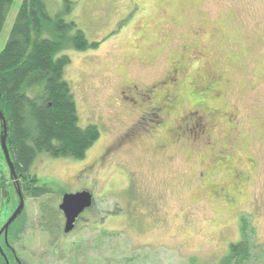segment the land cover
<instances>
[{"label": "rangeland", "instance_id": "obj_1", "mask_svg": "<svg viewBox=\"0 0 264 264\" xmlns=\"http://www.w3.org/2000/svg\"><path fill=\"white\" fill-rule=\"evenodd\" d=\"M22 1L11 5L0 51ZM161 1L45 0L51 15L74 22L89 43H98L97 49L83 52L66 46L58 56L70 59L64 76L79 125H96L100 137L82 160L40 154L33 162L32 172L51 193L25 200L21 227L11 239L18 242L23 262L222 264L243 233L264 251V0ZM192 45L201 47L197 53L203 50L193 56L192 70L205 64L207 70L226 72L220 114L235 112L236 125L229 130L219 116L216 135L235 138L233 162L248 175L243 183L233 185L225 173L211 170L209 150L197 144L191 151L171 147L164 159L147 140L122 146L115 142L130 127L150 131L157 119L140 118L154 100L136 98L135 104L123 99L120 88L126 84L141 90L164 81L155 93L165 95L170 82L163 77L170 62ZM157 113L169 123L177 117L162 109ZM114 146L119 149L101 160ZM6 169L0 161V172ZM213 183L225 184L227 191L236 187L241 192L236 203L212 197L207 185ZM79 190L93 195L94 206L70 235H63L56 207L62 195ZM6 218L1 209L0 225ZM251 255L261 264L259 250Z\"/></svg>", "mask_w": 264, "mask_h": 264}, {"label": "trees", "instance_id": "obj_2", "mask_svg": "<svg viewBox=\"0 0 264 264\" xmlns=\"http://www.w3.org/2000/svg\"><path fill=\"white\" fill-rule=\"evenodd\" d=\"M167 1L173 3L174 0ZM167 1L163 0L161 3H168ZM13 2L14 0H0V34ZM174 21H178L177 15H174ZM68 32H72V35L67 36ZM66 46L72 47L76 52H83L97 49L98 43H89L74 22L66 21L60 15H51L45 0H23L15 15L8 39L0 51V112L6 127V147L14 166L19 189L25 200L40 198L51 193L47 184H41L37 175L31 170L38 155L82 160L100 137L96 125L84 127L79 125L75 97L64 76L65 69L70 65V59L66 55L58 56ZM186 49L194 53L193 45ZM204 67L199 65L198 71L194 70L192 74L183 76L185 67L179 63L174 64V75L169 81L170 85L173 84L174 90L163 96L169 104L175 105L173 114H177L178 111L181 112L180 114H187L191 111V107L196 108V112L204 114L214 105L213 98L218 94L215 90L217 79L213 78V75L210 77V73L204 71ZM222 73L226 90L227 76L226 72ZM162 115L159 114L152 125L155 134L158 133V138L168 137L166 128L172 136L180 135L179 118L182 117L185 121L186 117L177 114L176 122L174 120V123H169L171 126L174 124L172 132L167 124L170 120H164ZM189 119H186L187 123H191ZM216 124L217 119L215 124H212L214 126L209 127L211 137L215 145L222 146V140L225 138L221 139L216 135ZM182 126L184 127L181 123ZM189 127L194 129L193 126ZM1 131L0 123V135ZM186 145L180 142L174 145V148L191 151L193 146ZM208 154L212 163L221 156L217 153L212 155L209 151ZM108 156H112V153L107 149L102 154L101 160ZM0 161L6 169L1 141ZM2 173L6 175L2 177ZM2 173L0 172V210L8 213L7 222L16 209L18 199L13 197L14 190L8 170ZM225 174L228 177V174ZM236 179L238 178L235 177L234 180ZM214 185L215 191H218V186H222L220 183ZM223 194L228 198L226 204L233 205L241 192L232 188L231 191H223ZM11 197H13V207L9 204ZM2 201L6 203L1 205ZM22 217L23 215L20 214L10 226L14 232L21 227ZM242 230L244 231V227ZM250 232L254 233V229ZM245 234L243 233L237 243L229 246L228 254L222 264H258L259 258L251 255L252 251L258 250L262 257L260 263L264 264L261 244L249 241Z\"/></svg>", "mask_w": 264, "mask_h": 264}, {"label": "flooded vegetation", "instance_id": "obj_3", "mask_svg": "<svg viewBox=\"0 0 264 264\" xmlns=\"http://www.w3.org/2000/svg\"><path fill=\"white\" fill-rule=\"evenodd\" d=\"M194 53H190L189 49L186 50H182L185 54H182L180 56H178L176 59H174L173 61L170 62V71L167 72L164 77L163 80L165 81H170L171 78H173V66L175 63H179L182 64L183 67H185V71L183 73V76L185 74H192L194 72V70H192L191 68V62L194 55H201V53H203V50H201L200 53H197L200 49L197 47H194L193 49ZM205 66V64H202V67ZM205 68V67H204ZM206 69V68H205ZM207 73H210L209 76L211 77L213 75V78H216L217 81L215 82L216 86H215V90L218 91V94L213 98V102L214 105L209 107V109L204 113H198L196 112V108H190L191 111L187 112V114H181L180 116L190 118L189 120L191 121V123H187L186 119L185 121L182 120L183 118L181 117V119L179 118L180 121V125H179V132L180 135L178 136H172V134L168 131L169 129L166 128L167 132H168V136L167 138H158L156 131L154 128H151L150 131L148 130H134L130 127V129L127 131V135H119L116 138L117 142V146H122V145H131L133 143H142L144 140H147V142H149V144L152 147V152L156 154V156H160L163 157L164 159L168 158V151L171 147H174V145H176L177 143L179 144L184 143L187 144L186 146H195V144H197L198 147H203V149L207 148V150H209V152L213 155L215 153L220 154V158H216V161H214V163L211 162L210 165V169L213 171H217L220 173H227L230 182H233L232 184L235 185L238 182H244L248 179V175L245 174L244 172H240V170L237 168V166H235V163L233 162V148H231V145H233L234 139H229L227 137V135H225L223 138H225L224 140H222V146H217L213 143V139L211 137V128L210 125L215 124V121L217 118H219V116H223V121L225 122V124L227 125V127L229 128V130H231L235 125H236V114L235 112H225L223 115H221V110H222V104L224 102V95H225V84H224V76L223 73L221 71H219V69L217 68H208V70H205ZM210 70V71H209ZM203 71V72H204ZM208 77V74L206 75ZM209 77V78H210ZM160 85V82H157V86ZM157 86H153V85H148L147 87L142 88L141 90H137L135 88V85L132 86H128V85H124L123 88H121V95H123V99L124 100H130L132 102H134L136 104V100L138 99V101L142 102L143 100H148L151 102V100H154V103H152L153 108H151L149 110V112L146 114L141 113V117L144 116H151V117H156L159 116V114L157 113V111H161V109L163 111L167 113H173L175 111V105L169 104L168 101H166V98H163L162 95L160 94H156L155 92L159 89H161L162 87H157ZM173 84L170 85V87L167 90V94L169 92H172L174 90L173 88ZM127 90V91H123V90ZM123 91V92H122ZM124 94H129L132 95L134 98H129L127 96H124ZM122 98V97H121ZM137 98V99H136ZM140 108V106H138ZM201 111V110H199ZM178 114V113H177ZM179 115V114H178ZM163 116V115H162ZM164 120H165V115L163 116ZM178 118V117H177ZM184 121V122H182ZM176 122V120H175ZM197 122V123H195ZM171 123H174V121ZM181 123L184 125V127H181ZM173 130V125L171 126V124H169V122L167 123ZM191 124V125H189ZM197 125V126H196ZM189 126H196L194 127V129H190ZM214 125H212L213 127ZM262 126H263V130H264V123L262 122ZM196 128V129H195ZM228 132V131H226ZM175 135V133H174ZM165 136V137H166ZM176 137V138H175ZM114 142V143H115ZM119 149L118 147L111 148L110 149V153H113L115 150ZM247 163L252 164L253 161L252 160H247ZM233 176H235L236 181L235 182V177L233 179ZM15 186V184H14ZM214 183L213 184H208V190L211 194L212 197L217 198L222 196L223 201L226 203L227 201V195L223 194V191L227 190L226 187L222 184V186H218V191L214 190ZM19 188V186H18ZM233 190L237 191L238 189L236 187L233 188ZM84 190H79L76 191L74 193H66V194H75L78 192H82ZM21 192V190H20ZM64 194V195H66ZM22 195V193H21ZM61 196V200L62 197ZM93 196V195H92ZM23 197V202L25 203V197L22 195ZM60 203L57 205V212L60 218V221L62 223V234L63 235H70V233L73 232V230L68 233V234H64L63 230H64V225H65V218L64 215L61 213V211L59 210V205ZM18 206V204H17ZM16 206V208H17ZM94 206V205H93ZM93 206H91V208L85 210L76 220L75 222V227L76 224L81 220V218L90 210H92ZM25 207V205H24ZM24 211V208H23ZM17 219V218H16ZM14 222H12L6 229L2 230L4 225L6 224V219L4 220L3 223H1L0 225V231L2 230V233L0 235V264H27L25 262H23L21 260V258H19V251L20 250L18 248V242L12 241L11 239L13 238L12 234H13V230L10 229V226L13 224ZM24 232V230H23ZM21 251V250H20ZM79 260L77 259V262Z\"/></svg>", "mask_w": 264, "mask_h": 264}, {"label": "water", "instance_id": "obj_4", "mask_svg": "<svg viewBox=\"0 0 264 264\" xmlns=\"http://www.w3.org/2000/svg\"><path fill=\"white\" fill-rule=\"evenodd\" d=\"M0 123H1V150L3 158L6 164V168L9 172V178L11 182L15 184V193L18 198V206L12 213V215L7 220L3 229H6L16 218L21 214L24 208L23 197L21 195L20 189L18 188L17 176L14 170V166L10 159L7 147H6V127L3 121V117L0 112ZM93 202V196L88 191H82L75 194H66L62 197L61 204L59 205V210L64 215L65 225H64V234L70 233L74 229V225L78 217L87 209L91 208ZM0 231V235L2 233Z\"/></svg>", "mask_w": 264, "mask_h": 264}]
</instances>
